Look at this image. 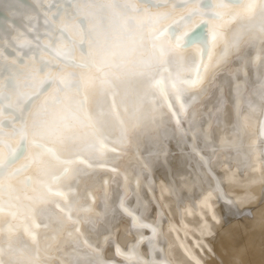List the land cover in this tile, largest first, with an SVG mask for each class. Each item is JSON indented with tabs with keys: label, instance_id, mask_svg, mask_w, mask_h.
<instances>
[{
	"label": "snow or ice",
	"instance_id": "obj_1",
	"mask_svg": "<svg viewBox=\"0 0 264 264\" xmlns=\"http://www.w3.org/2000/svg\"><path fill=\"white\" fill-rule=\"evenodd\" d=\"M70 3V20L78 22L82 38L69 33L68 47L52 49V59L14 71L10 85L0 81V100L15 97L8 107L21 117L19 123L12 120L10 131L0 121V264H118L103 256L111 233L97 240L95 219L72 214L79 184L96 167L88 157L106 161L109 153L123 155L125 147L138 151L145 139H159L170 122L179 132L189 107L191 126L196 115H204L198 105L214 73L254 45L264 59V0H179V9L176 0H160L167 11L156 12L138 7V0ZM197 17L206 31L197 50L188 53L195 42L183 40L177 30L183 32ZM164 21L171 23L155 27ZM259 80L258 91L264 92V76ZM242 99L237 97V110ZM122 180L114 211L130 212L135 225L140 213L134 209L147 211V202L139 177L134 190L126 173ZM130 196L135 204L128 203ZM93 204L82 210L92 213ZM54 212L71 224L63 243L65 224L53 218ZM85 223L93 230L86 232ZM50 239L55 244L42 245ZM138 239L140 244L148 239L151 256L145 259L133 244L135 264H163L155 257L154 237L138 233ZM114 248L132 264L128 250Z\"/></svg>",
	"mask_w": 264,
	"mask_h": 264
},
{
	"label": "bare ground",
	"instance_id": "obj_2",
	"mask_svg": "<svg viewBox=\"0 0 264 264\" xmlns=\"http://www.w3.org/2000/svg\"><path fill=\"white\" fill-rule=\"evenodd\" d=\"M25 1L0 0V9L10 20L0 21V81L5 85L12 83L9 77L14 71L18 72L30 64L39 67L42 61L52 59V49H66L69 33L77 39L82 38L78 22L70 20L69 12L73 8L70 0ZM176 5L178 9L182 7L179 0H176ZM137 6H143L152 12L167 11L161 7L160 0H138ZM169 23L171 21H164L155 27H163ZM198 26L206 29L205 24L200 23L199 17L183 29V32L177 30L183 40L195 42L185 49L188 53L197 50L205 35L202 28L201 32L191 36ZM175 28L176 25L173 24L169 32ZM183 33L187 35L184 36ZM145 35H148L147 30ZM84 48L86 46H82V49ZM76 56L79 58V52ZM241 56L242 59L234 60L214 73L211 84L206 85L208 92L198 105L204 115H196L191 126L187 120L192 118L194 113L193 108L189 107L188 116L185 117L179 132L175 131V125L170 122L166 132L161 130L159 139H145L138 151L131 147L122 149L126 156L125 165L122 166L124 171L130 173V181L133 183L131 188L134 190V181L139 177V192L147 202V211L134 209L140 213L142 224L131 225L127 217L114 211L122 186L118 176L109 172L89 170L88 178L79 184V195L74 197L79 203L74 206L75 212L72 214L81 219H95L97 240L101 239L100 234H103L105 229L107 233H111L108 246L103 251L104 259L126 264L123 256L117 258L113 255L114 244L128 250L125 255L130 257L132 264L136 261L132 251L133 244H137L145 259L150 258L149 241L140 244L139 239H135L138 233L144 234L145 237H155L152 241L155 245L160 242L158 248L155 247V257L163 264H219L215 255L225 261L231 255L236 263L241 261L248 264L250 257L255 255L253 251L256 250V242L264 239V92L258 91L259 78L264 76V59L261 58L256 45L245 49ZM58 68L59 65H53L54 72L58 71ZM230 68L233 71L230 72ZM65 71L70 72L72 68L69 67ZM3 92L7 94L8 87H5ZM238 96L243 97L239 110L236 104ZM15 103V97L11 100H0V121L7 131L11 130L13 119L17 123L21 119L13 107H8L9 104ZM233 123L236 129L234 126L231 130L228 129ZM233 133L235 135H232ZM88 159L96 163L100 158L90 156ZM256 159L259 161L261 182L257 181V175L254 174L258 171ZM108 162L114 164L115 159L111 157ZM246 166L249 168L244 172L245 180L230 173L234 172L235 167H239L241 171ZM251 170H254L253 175L250 174L247 178L246 174ZM34 171L33 175L36 174ZM199 177L203 179L200 182L208 187L209 193L205 201H198L197 197L192 205L193 202L188 203L186 189L187 186L192 188L194 180ZM231 180H237L236 184L244 185V191L237 193V196L229 193L233 182ZM103 182L106 187L110 185L108 190L104 189ZM93 188L97 192L96 207L92 213L83 212L82 209L88 205L85 199ZM87 189L90 192H86V195ZM106 197L109 201L107 204ZM135 202V196H130L128 203ZM210 205L212 206L209 208ZM219 212L220 231H230L244 237L249 244L246 243L245 246V241L238 240L236 245H233V242L220 234L216 229ZM53 218L57 220L56 215H53ZM145 221L151 222L147 224V231L138 228ZM166 223L172 224V230L167 228ZM64 224L65 231L60 235L61 243L69 239L67 228L71 227L69 222ZM153 226L155 232L152 230ZM183 228L192 231L193 236ZM207 228L212 231H207ZM84 230H93V224L85 223ZM47 242L49 241L42 242V245ZM261 264H264V261Z\"/></svg>",
	"mask_w": 264,
	"mask_h": 264
},
{
	"label": "rangeland",
	"instance_id": "obj_3",
	"mask_svg": "<svg viewBox=\"0 0 264 264\" xmlns=\"http://www.w3.org/2000/svg\"><path fill=\"white\" fill-rule=\"evenodd\" d=\"M204 29V28H203ZM204 31H206V29H204ZM233 126H234V128L236 129V127H235V124L233 123L232 124V126H229V128L228 129H230L231 130V128H233ZM251 129H252V127H251ZM253 134V133H252ZM232 135H235V133H233ZM253 139V138H252ZM251 141H253V140H251ZM110 156V157H109ZM107 157H108V159H111V157L112 158H114L115 159V162H113L114 164H112V163H110L109 164V162H108V159H106V161L105 160H102V159H99V161L98 162H96V163H93L94 165H96V167H94L93 169H91V170H99V171H104V172H109V173H111L112 175H114V176H118V178L120 179V181H121V183H123V180H122V176L126 173L127 175H128V178H129V187L131 188L132 187V185H133V183H132V181H130V173L128 172V171H124V169H123V166L122 165H125V159H126V156H125V153L123 152V155H121V156H116L114 153H109L108 155H107ZM258 159H256V161H257ZM91 162V161H90ZM106 162V167H103V168H101V167H99V165L101 164V163H105ZM112 167H116V168H118L119 169V172H113V171H111V169H112ZM239 167H235L234 169H233V171L234 172H230V173H233L232 175H234L235 177H237V178H241V179H243V180H245V175H244V172L246 171V170H248V168L249 167H247L246 166V168H244V169H242L241 171H239V169H238ZM147 169V167H146V163H145V170ZM256 170H258L257 172H254V174H256L257 176H256V179H257V181L258 182H261L260 180H261V178H260V169H259V161H257V167H256ZM254 171V170H253ZM253 171L251 170V171H248L247 172V174H246V177L248 178L249 176H250V174H251V176L253 175ZM35 172V171H34ZM259 173V174H258ZM32 174V173H31ZM33 175V174H32ZM36 175V174H35ZM244 177H243V176ZM135 177V176H134ZM259 179V180H258ZM198 180V181H197ZM203 181V179L201 178V177H199V178H197V179H195L194 181V184H192L193 186H191L192 188H189L188 186H187V194H188V203H192L193 202V204L192 205H194V199H197V197H198V201H201V202H203V201H205V199H206V197L208 196V193H209V190H208V187L206 186V185H204L202 182H200V181ZM231 181H233V182H231V187H230V191H229V193L230 194H232L233 196H237V193H241V192H243L244 191V185H241V184H243V183H241V184H236L237 183V180H231ZM246 182H248L249 184H250V181H246ZM104 183V189L106 188L107 190H108V187H110V185L108 186V187H106V185H105V182H103ZM201 183V184H200ZM259 185V184H258ZM260 185H261V183H260ZM259 185V187L261 188V186ZM98 186V185H97ZM242 187H243V189H242ZM189 188V189H188ZM145 190H146V187L144 188ZM96 189L95 188H93V189H91L90 191H89V189H87L86 191H85V193L86 192H90V195H88L87 197H86V201H85V203H87V204H93V201L95 200V202H94V204H93V211H94V208L96 207V204H97V202H98V200H97V198H96V195H97V192L95 191ZM196 193H198V195L196 196L195 194ZM190 195V196H189ZM90 197V198H89ZM151 199V201H153V198L152 197H150ZM207 203H209V201L207 202ZM118 204V201H116V205ZM212 205H210L209 206V208L211 207ZM75 212V210H74V208H73V210H72V213H74ZM83 212H85V211H83ZM181 212V211H180ZM55 214H53V215H56V218H57V220H61V221H63V222H68V221H66V220H64V217H63V215L61 214V213H59V212H54ZM117 213H119V214H121L122 216H125V217H127V219L130 221V223H131V225H133V219H132V214L130 213V212H128V213H126V212H123V211H117ZM182 213V212H181ZM141 219L142 218H140V220H139V223L140 224H142V222H141ZM186 219H183V221H185ZM221 220H220V212H219V221H217V225H218V227L216 228V229H218V231L220 232V234H222V236H224L225 237V239H227V240H229V241H231V242H233V245H236L235 243L238 241V240H240V241H245V246H246V243H248L249 244V242L248 241H246L245 239H244V237H241V236H238V235H236L235 233H232V232H230V231H228V233L227 232H223V231H220L221 230V227H220V222ZM138 223V224H139ZM201 224V223H200ZM165 225V224H164ZM166 225H167V228L169 227V229L172 227V224L171 225H169V224H167L166 223ZM136 227V226H135ZM164 227V226H163ZM138 228H140L141 230H148V226H147V224L146 223H144L143 225H139L138 226ZM106 231L103 233V234H100V237L102 238L103 236H104V234L105 233H107V229H105ZM171 230H172V228H171ZM183 230H184V228H183ZM187 230V233L189 234V235H191V236H193V233H192V231H190V230H188V229H186ZM186 230H184V231H186ZM209 230H211V229H209V228H207V231H209ZM212 231V230H211ZM138 238V236H136V238L135 239H137ZM245 238H247V237H245ZM154 239H155V237H154ZM146 240H148V239H145L144 241H146ZM248 240V239H247ZM49 242H47V244H55V240L54 239H50V240H48ZM160 243V242H159ZM159 243H156V248H158V246H159ZM174 243V242H173ZM178 243H175V245H177ZM174 245V246H175ZM179 246H180V244H178ZM107 246H108V244H107ZM107 246L104 248V250L107 248ZM161 246V245H160ZM255 246H256V250L254 249V251H253V253L255 254L253 257H250V260L248 261V264H261L263 261H264V239H261L260 240V242H256V244H255ZM110 249H112V248H110ZM111 251V250H110ZM175 253V252H174ZM177 253V252H176ZM175 253V254H176ZM112 254V253H111ZM113 255L114 256H116L117 258H121V256L122 255H120L119 253H117L116 251H115V248L113 249ZM214 256V255H213ZM177 257V256H176ZM175 257V258H176ZM248 256H246V258H247ZM215 258H217V259H219V261H218V263L219 264H243L241 261H239L238 263H236L234 260H232V257H231V255L228 257V259H227V261H225L224 259H222L221 257H219V256H217V255H215ZM221 262V263H220Z\"/></svg>",
	"mask_w": 264,
	"mask_h": 264
},
{
	"label": "water",
	"instance_id": "obj_4",
	"mask_svg": "<svg viewBox=\"0 0 264 264\" xmlns=\"http://www.w3.org/2000/svg\"><path fill=\"white\" fill-rule=\"evenodd\" d=\"M19 2H26L25 0H18ZM2 20H8L10 21L7 17H5V14H3L2 10L0 9V21ZM202 26H198L192 33H191V36H194L196 34H198L199 32H201L202 30Z\"/></svg>",
	"mask_w": 264,
	"mask_h": 264
}]
</instances>
